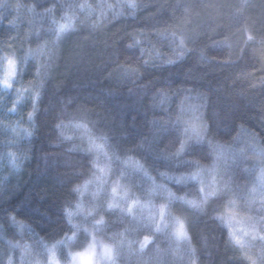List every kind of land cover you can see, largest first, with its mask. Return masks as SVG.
<instances>
[{"label":"clouds","instance_id":"1","mask_svg":"<svg viewBox=\"0 0 264 264\" xmlns=\"http://www.w3.org/2000/svg\"><path fill=\"white\" fill-rule=\"evenodd\" d=\"M124 6L125 0H40L39 5L33 0L26 6L29 18L23 30L0 37V264H53L48 252L52 245L55 264H82L74 254L87 250L93 237L92 264H264V184L260 180L264 157L248 141L237 139L241 125L236 131L221 126L210 100L189 108L187 95L172 93L177 97L174 104L169 94L168 101L160 104L162 89L156 88L145 107L143 130L128 132H121L115 121H102L95 106L78 96H70L67 105L62 103L50 115L46 99L60 96L62 100L60 94L71 91L62 78L67 43L81 33L105 31L123 15L110 13ZM68 15L74 26L58 33V24ZM162 31L133 30L129 35L147 45L141 48L147 59L125 57L110 69L101 66L100 71L142 79V68L159 51L152 35ZM133 39L126 47L137 45ZM260 82L264 83V76ZM42 117H49L46 134ZM62 122H80L86 128L69 124L66 131L71 134L65 136ZM191 123L204 128L203 138L190 136ZM13 126L28 129L29 134L16 137ZM89 137L102 149L90 147ZM252 139L264 147V137L253 134ZM181 144L184 149L178 153ZM217 145L224 147L223 156H218ZM13 153L17 167L12 164ZM197 168L202 169L201 175L192 179ZM33 175L40 182L39 190L29 186ZM86 183L88 190L82 193ZM154 185L163 187L152 191ZM33 195L40 203L47 200L55 214L46 210L35 215L39 204L30 207ZM132 200L150 201L151 207L136 205L129 212ZM189 200H201L203 207L193 208ZM112 201L118 204L109 206ZM80 204L85 212L77 211ZM160 205L165 207L167 227L160 221ZM69 210L76 213L71 218ZM101 217L102 223L97 224ZM177 217L185 223L187 241L178 242L172 234ZM253 227L256 236L246 232ZM232 230L243 239V247L233 242ZM121 234L127 237L122 244L117 242ZM145 236L150 239L141 251ZM101 242L113 245L112 259L101 255Z\"/></svg>","mask_w":264,"mask_h":264},{"label":"trees","instance_id":"2","mask_svg":"<svg viewBox=\"0 0 264 264\" xmlns=\"http://www.w3.org/2000/svg\"><path fill=\"white\" fill-rule=\"evenodd\" d=\"M30 2L33 0H0V37L23 30ZM35 2L40 4V0ZM137 4L135 16L125 0L123 15L105 31L81 33L67 43L62 78L71 91L64 90L62 100L60 96L46 99L50 115L62 103L67 105L70 96H78L95 106L102 121L120 125L121 132L143 130L145 107L151 93L160 88L169 96L187 95L190 105L207 98L222 127L236 131L243 125L250 133L264 137V83L260 82L264 76V0H137ZM110 15L115 16L114 12ZM141 29L149 33L163 30L159 36L152 35L161 55L142 68V79L100 71L101 66L110 69L125 57L147 59L141 53L146 44L126 47L133 39L129 33ZM181 50L182 59L164 63ZM176 98L172 96L171 103ZM48 119L42 117L44 134ZM29 186L39 190L35 175ZM38 204L35 215L46 210L55 214L47 200L40 203L33 195L30 207Z\"/></svg>","mask_w":264,"mask_h":264},{"label":"snow or ice","instance_id":"3","mask_svg":"<svg viewBox=\"0 0 264 264\" xmlns=\"http://www.w3.org/2000/svg\"><path fill=\"white\" fill-rule=\"evenodd\" d=\"M126 2H127L128 7L131 8L133 10V12H134V10L137 7V0H126ZM82 7H83V5H82ZM113 12H114V15H121L122 14V9H121V11L113 10ZM73 26H74L73 25V17L71 15H68L63 20V22L58 24V33L62 34L65 31L71 29ZM252 38L253 37L249 36V39H252ZM133 43L139 45L141 43L140 38L139 37H134ZM183 46H184V41L181 39L180 48L183 49ZM155 55L157 57H159L160 53H159L158 50L155 52ZM183 56H184V51L183 50L178 51L174 56L168 57L166 62L170 63V64L171 63H175L177 60L182 59ZM9 65H10V71H9V75H10L11 74V68H12V62L11 61L9 62ZM168 99H169V97H168L167 91L162 89L161 90V95H160V98H159V103L160 104H164V103H166L168 101ZM188 107L191 108L192 106L189 105ZM62 124H63V122H62ZM69 124L71 126L75 127V128H86V126L83 125L80 122H69L68 124H63L61 132L65 136H67L66 129L69 127ZM188 131H189L190 136H192V137L203 138V136H204V128L201 125H199L198 123H191L189 125ZM12 132H13V134L16 137H20L21 135L29 134V130L28 129L22 128L20 126H13ZM252 137H253V134L250 133L243 125H241L240 130H239V132L237 134V139H241V138L245 139L246 141L249 142V145L251 147L256 148L259 151L261 157H264V147H261L260 145H258L252 139ZM89 146L92 147V148H97V149H102V147H103V145L98 143L94 137H89ZM183 149H184V145L181 144L180 147L177 149V152L178 153L182 152ZM216 149H217L218 156H223L225 154L224 147L222 145H217ZM128 163L131 166H133V167H139V165L136 162H134V161L129 160ZM12 164H13L14 167L18 166L15 153L12 154ZM99 167L101 169V173H105V171H106L105 166L101 165ZM201 171H202V169L197 168V170L191 174L192 179H196L198 176H200L201 175ZM97 179L101 180L102 178L101 177H97ZM177 179L178 180H182V179H184V177H178ZM260 180H261V183L264 184V171H262ZM162 187L163 186L154 185L152 191H157V190H159ZM87 190H88L87 183L80 188V191L82 193L87 191ZM116 191H117V188L114 187L113 188V192H116ZM124 194L126 195V190H125ZM168 195H169V197H171L172 193L169 192ZM188 203L193 208H202L204 202L201 201V200H189ZM117 204H118V201H112V202H110L109 206H116ZM136 205H139L142 208H149V207H151V202L150 201L140 202V201H137V200H132V201L129 202L128 211L132 212L134 206H136ZM77 211L78 212H85V209H84L82 204L77 206ZM88 212L90 213L91 209H89ZM164 213H165V207H164V205H160V210H159L160 221H163L164 222V227H167L168 226V222L166 220H164ZM75 214L76 213L72 212L71 210L68 211L69 218H71ZM154 215H155L154 213H149L150 217H152ZM234 218L235 217L233 215L229 219L228 222L231 224V219H234ZM102 221H103V217H101L99 220H97L96 223L100 224V223H102ZM160 221H156L157 229H160V227H161ZM20 227H21V229H23V225H21ZM171 231H172V234L174 235V237H175V239L177 241H187L188 240V232H187V230L185 228V223L179 217L175 218V220L173 221ZM246 232L250 233L252 236L258 235V233L256 232L254 227L251 228V229H247ZM231 235H232L233 242L235 244L240 245L241 247H243L244 241L239 235H237L235 230H232ZM149 239H150V237L145 236L143 241L140 242V250L141 251H143L146 248ZM125 240H127V237H125V236H123V234H121V237H120V239L117 242L122 244V243L125 242ZM127 242L129 244V246H131L132 241L128 240ZM25 248H26V246H25ZM101 249H102L101 255L107 257L108 259H112L113 258L114 249H113V245L112 244L101 242ZM48 252H49L50 261H52L53 264H55V261H56V246L52 245L51 247H49L48 248ZM94 255H95V237H93V243L89 246V248L87 250H85L84 252H79V253H75L74 254V259L80 260L82 262V264L85 261L87 262V264H92V258H93Z\"/></svg>","mask_w":264,"mask_h":264}]
</instances>
